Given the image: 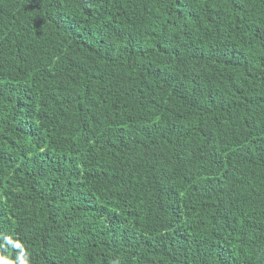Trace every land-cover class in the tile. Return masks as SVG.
<instances>
[{"label": "trees", "instance_id": "obj_1", "mask_svg": "<svg viewBox=\"0 0 264 264\" xmlns=\"http://www.w3.org/2000/svg\"><path fill=\"white\" fill-rule=\"evenodd\" d=\"M0 264H264V0H0Z\"/></svg>", "mask_w": 264, "mask_h": 264}]
</instances>
